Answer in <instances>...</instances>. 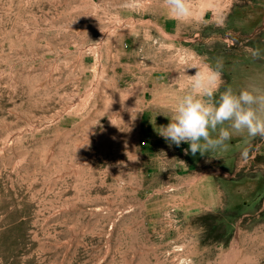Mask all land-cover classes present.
<instances>
[{
    "label": "rangeland",
    "instance_id": "374dc122",
    "mask_svg": "<svg viewBox=\"0 0 264 264\" xmlns=\"http://www.w3.org/2000/svg\"><path fill=\"white\" fill-rule=\"evenodd\" d=\"M189 4L0 0V264H264V211L178 209L186 144L157 132L178 73L264 52V25L232 29L264 0Z\"/></svg>",
    "mask_w": 264,
    "mask_h": 264
},
{
    "label": "crops",
    "instance_id": "0c3cea01",
    "mask_svg": "<svg viewBox=\"0 0 264 264\" xmlns=\"http://www.w3.org/2000/svg\"><path fill=\"white\" fill-rule=\"evenodd\" d=\"M263 10L264 8L253 6L235 11L237 17H244L254 24L252 27L232 29L250 33L259 31L264 25V19H259ZM246 47L250 49V46ZM254 51L251 50L248 55H237L232 51L225 56L218 53L203 56L209 59L205 63L206 68L215 66L218 59L223 61L222 84L217 96L228 87L239 90L249 82L264 85V52L255 56L257 52ZM178 75L180 78L175 79L190 80L186 74ZM178 86L180 87L176 90L169 89L167 92L163 89L160 101L163 110L173 112L178 100L190 90V82L184 84V87H181V83ZM226 143L225 148L204 156L199 153L195 156L184 153L177 178L176 200L178 209H183L185 214L218 211L226 218L227 223L232 224L236 220L257 216L264 211V138L235 136ZM188 147L186 144V148Z\"/></svg>",
    "mask_w": 264,
    "mask_h": 264
},
{
    "label": "clouds",
    "instance_id": "9594fccd",
    "mask_svg": "<svg viewBox=\"0 0 264 264\" xmlns=\"http://www.w3.org/2000/svg\"><path fill=\"white\" fill-rule=\"evenodd\" d=\"M164 4L168 15L178 21L192 15L189 0H164ZM192 69L196 71L190 75V90L175 104L167 117L170 122L157 131L169 146L186 143L185 155L204 156L225 148L235 136L264 138V85L249 82L239 90L228 87L217 96L223 61L218 59L206 69L193 65Z\"/></svg>",
    "mask_w": 264,
    "mask_h": 264
}]
</instances>
